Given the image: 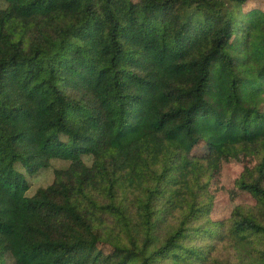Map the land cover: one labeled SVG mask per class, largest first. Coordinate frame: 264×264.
<instances>
[{
  "label": "trees",
  "instance_id": "1",
  "mask_svg": "<svg viewBox=\"0 0 264 264\" xmlns=\"http://www.w3.org/2000/svg\"><path fill=\"white\" fill-rule=\"evenodd\" d=\"M252 1L0 0V264H264Z\"/></svg>",
  "mask_w": 264,
  "mask_h": 264
},
{
  "label": "rangeland",
  "instance_id": "2",
  "mask_svg": "<svg viewBox=\"0 0 264 264\" xmlns=\"http://www.w3.org/2000/svg\"><path fill=\"white\" fill-rule=\"evenodd\" d=\"M251 9H260V10H264V1L262 0H255L252 1L250 3H247V5H245V7L241 8V10H227L229 12V18L232 21H236L237 19H239L243 13V11H248ZM190 13V11H188ZM226 13V10L223 11V14ZM188 14H186L187 17ZM202 16L200 14H196L195 16H193V19L197 20V19H201ZM83 162L86 165H90L91 164V158L88 156L82 157ZM245 164V162L243 163L242 157L241 155H239L238 157H236L234 160L228 162V163H224V165L222 166V174L223 177L220 178V180L218 181V183L213 186V192L216 195V204H217V209H219L222 205H224V202H227L226 200H228V197H235V199L237 200V202H242V203H249L251 204L252 201L249 197H245V196H237L234 195L232 193V188L234 186V180L235 178H237V176L240 174L243 165ZM69 166V162L68 161H63V160H51L49 167L47 169H44L40 172H38L37 174L34 175H29L27 173H25L24 170H22L19 166L17 167L18 170H20L27 182L29 183V189L26 192V197H32L37 190L41 189V188H45L48 185H50L53 181V177H54V171L55 170H61V169H66Z\"/></svg>",
  "mask_w": 264,
  "mask_h": 264
}]
</instances>
